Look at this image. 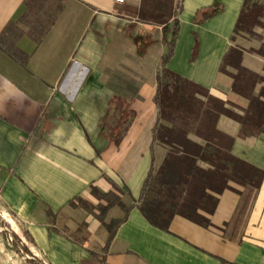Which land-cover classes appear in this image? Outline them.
I'll use <instances>...</instances> for the list:
<instances>
[{
    "label": "crops",
    "instance_id": "1",
    "mask_svg": "<svg viewBox=\"0 0 264 264\" xmlns=\"http://www.w3.org/2000/svg\"><path fill=\"white\" fill-rule=\"evenodd\" d=\"M177 3L164 66L242 114L248 98L231 88L236 69L220 67L233 47L238 64L258 76L251 92L264 101V24L232 32L243 0H171ZM212 3L220 10L194 22V12ZM140 6L141 0H35L21 19L23 0H0V214L12 232L23 226L29 256L44 264H99L92 252L103 255V264H261L264 133L239 134L238 120L227 113L215 127L231 138L230 153L263 169L259 184L229 182L236 190L223 188L212 210L202 212L207 225L174 214L161 229L134 205L102 250L106 232L97 214L108 221L122 210L111 204L96 212L91 206L102 202L91 186L119 188L128 204L151 157L153 95L166 43L160 24L138 17ZM165 151L152 144L155 167ZM29 258L0 232V264H33Z\"/></svg>",
    "mask_w": 264,
    "mask_h": 264
},
{
    "label": "trees",
    "instance_id": "2",
    "mask_svg": "<svg viewBox=\"0 0 264 264\" xmlns=\"http://www.w3.org/2000/svg\"><path fill=\"white\" fill-rule=\"evenodd\" d=\"M33 1L35 0H23L25 11L21 19ZM178 8V3L171 6V0H141L138 17L143 21L160 24L161 37L166 43V49L160 56L161 68L156 73L153 95L156 113L151 126V157L137 196L128 204L123 203L111 190L101 192L91 186V193L98 199L110 195L106 205L101 206L100 212L111 204H116L122 210L121 215L108 221H103L101 214H97L106 232L103 251L106 250L116 227L134 205L148 222L161 229L167 228L174 214L207 225L209 222L202 212L212 210L216 203V194L223 188L236 190L229 182L256 186L263 176L262 168L230 153L231 138L215 127L216 117L220 113H227L238 120L239 134L264 133V101L251 92L258 76L238 64L237 51L231 47L223 57L220 67L226 63L234 65L236 71L232 74L231 88L248 98V105L243 113L232 114L223 106L221 99L208 94L203 86L165 67L177 30L174 10ZM218 10V4L212 3L196 10L192 19L199 23ZM260 17L264 18V6L256 0H243L232 32L250 33L252 25L264 24ZM140 51L138 44L137 52ZM189 133L199 137L201 142L191 139ZM112 136L117 143L120 131ZM153 143L166 148L157 167L153 163ZM17 226L25 239H30L23 226L20 223ZM0 232L3 234L4 231ZM20 233L13 232L10 241L6 240L5 235L3 237L10 248L29 254ZM92 254L98 258L99 264H103L102 254ZM29 259L33 264H44L34 256ZM261 264H264V258Z\"/></svg>",
    "mask_w": 264,
    "mask_h": 264
},
{
    "label": "rangeland",
    "instance_id": "3",
    "mask_svg": "<svg viewBox=\"0 0 264 264\" xmlns=\"http://www.w3.org/2000/svg\"><path fill=\"white\" fill-rule=\"evenodd\" d=\"M250 1H253V0H250ZM256 1H258L260 4H262L263 6H264V0H256ZM33 8H31L30 10H28V14L29 15H31L32 14V12H33ZM157 165V163H155V166ZM114 194H117L118 195V197H119V193H120V190H119V188H116V187H114L113 188V190H111ZM110 196V195H109ZM108 196V197H109ZM107 196L106 197H104V198H102V199H100L101 200V205L100 204H97V205H94V206H91L96 212H99L100 211V208H101V206H105L106 205V203H107V198H108ZM3 218L1 217L0 218V231H4L3 232V234L2 235H5L6 236V240L7 241H10L11 239H12V231H6V228H8V224L6 223H4V219L2 220Z\"/></svg>",
    "mask_w": 264,
    "mask_h": 264
},
{
    "label": "built area",
    "instance_id": "4",
    "mask_svg": "<svg viewBox=\"0 0 264 264\" xmlns=\"http://www.w3.org/2000/svg\"><path fill=\"white\" fill-rule=\"evenodd\" d=\"M117 2H121V0H115ZM0 217H2L5 221H7L6 217L2 214H0ZM6 231H11V228L9 227L8 225V228H6ZM21 254L24 256V257H30L28 253L24 252L21 250Z\"/></svg>",
    "mask_w": 264,
    "mask_h": 264
}]
</instances>
